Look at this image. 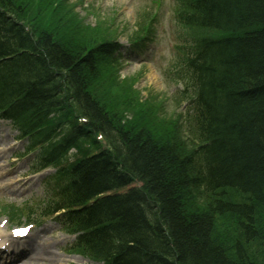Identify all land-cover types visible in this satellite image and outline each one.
<instances>
[{"label": "trees", "instance_id": "16d2710c", "mask_svg": "<svg viewBox=\"0 0 264 264\" xmlns=\"http://www.w3.org/2000/svg\"><path fill=\"white\" fill-rule=\"evenodd\" d=\"M0 5L13 15L0 12V52H23H4L14 57L0 67V97L28 108L71 98L86 127L110 141V155L80 162L60 196L82 206L83 252L105 264H264V0H194V23L210 30L189 60L198 150H187L173 126L158 134L98 96L93 80L109 46L34 37L17 23L20 5Z\"/></svg>", "mask_w": 264, "mask_h": 264}, {"label": "rangeland", "instance_id": "374dc122", "mask_svg": "<svg viewBox=\"0 0 264 264\" xmlns=\"http://www.w3.org/2000/svg\"><path fill=\"white\" fill-rule=\"evenodd\" d=\"M51 2L53 0H50ZM101 1L103 2L101 4L102 11H100L96 6V10L99 11L100 16L102 19H104V15H109L111 12V7H109L111 4H114L113 10L115 11L118 9V19L120 26L117 28H107L105 26V20L96 28H83V20L79 19V24L76 26L75 23H71L70 15L69 17H63L61 18V27L55 26L52 21V17L49 15L48 21L49 25L51 27V31L54 32L57 35V32H60L64 36H68L70 39H72V36L83 38L86 41L88 39L98 38V40H104L107 39V37L112 38L116 37L119 39H116L122 44H126L129 40V38L135 34V32L138 29L140 22H145L147 19H143V12L146 11V8L149 7V0H144L142 4V8L138 10L137 12H134V4L137 0H108ZM50 2V3H51ZM167 5L169 6L168 2ZM168 6H164L161 9V16L159 18V21L156 23L155 26V43L157 46V49L153 52L154 58L148 65L142 66V67H148L145 68V72H141V74L138 76V78L133 81H127L126 79H121L125 76L131 75L135 73L137 70L136 66L131 67V65L122 63L121 65L118 64V66H111L108 63H111L110 61L102 68V73L98 77H96L93 81L99 83L97 86V89H100L98 92V96L105 97V100H107L108 105L110 109H115L120 113V116L124 115L127 116L130 120L132 119V115L135 110V90L138 91V97L139 99H142V97H145L148 95L147 98H151L153 101L156 99L155 95L158 97H161L164 101L162 103L159 113L155 114L152 118L151 116L147 117L144 115H141L139 112V117L145 118V121L148 123L147 126H149L154 132L156 131L158 134H162V132L166 129H163L164 126L168 124L166 122L165 124H162V120L166 118H161L162 116L167 117V112L169 109H171V114H177L175 110H180L181 105H185V102L179 99L174 92L175 87L172 83H169L170 81L165 78L163 75L162 69L165 68L167 65L168 60H170L171 55V47L172 44L178 43L176 35L178 33V29L175 28L172 16H171V10L168 9ZM45 5H43L42 8H44ZM144 7V8H143ZM49 9V10H48ZM79 9V7H78ZM39 12L43 15L44 12H48L50 14V11L54 10L53 16L57 12H55V8L50 9L49 6L43 10L41 9V6L39 7ZM55 19V18H54ZM139 19V20H138ZM86 21L93 22V18L89 17L88 19L85 18ZM85 23V22H84ZM64 25V26H63ZM164 30V33L162 32ZM73 32V33H72ZM96 40V39H95ZM94 40V41H95ZM93 41V42H94ZM77 43L76 41H73ZM173 53V50H172ZM127 56V55H126ZM118 76H117V73ZM101 84V85H100ZM100 85V86H99ZM155 94V95H154ZM146 98V99H147ZM145 107L148 109L149 106ZM115 112V111H114ZM182 113V112H179ZM159 116V117H158ZM174 125V124H173ZM0 128L2 129L4 133V142H7V145H10L12 135H15L16 131L10 127L9 123H0ZM75 151H72L71 156H73ZM18 167H15L14 169H17ZM22 168H26V165L24 163L21 164L20 170H17L15 172L19 173L22 171ZM54 171L51 170V174ZM56 171V170H55ZM14 173L8 175L6 174L1 177L0 179V186L1 191L7 195L6 198L9 200H13L14 198L17 200H20L23 198V194L19 191L18 186H16L14 183L10 184V180L12 177H9L13 175ZM38 180L34 182V186L38 187V184H36ZM14 190H18V192H13ZM41 191V190H40ZM0 193V197H2ZM3 221V217H0V224ZM53 230L56 229V225L54 224L51 227ZM8 228L4 225H0V236L1 235H9ZM55 236L52 238H47L43 240L41 244H45L43 246L37 247V252H41L40 259H33V263L31 264H99L96 261L91 260L87 256L77 252L72 251L68 252L65 251V243L68 240H71V238L67 235H64V233L55 232ZM72 237V236H71ZM73 239V238H72ZM45 247L49 249L51 254H47L44 250ZM36 252V253H37ZM43 253V254H42ZM48 256H52L51 258H48Z\"/></svg>", "mask_w": 264, "mask_h": 264}, {"label": "snow or ice", "instance_id": "6c2138e0", "mask_svg": "<svg viewBox=\"0 0 264 264\" xmlns=\"http://www.w3.org/2000/svg\"><path fill=\"white\" fill-rule=\"evenodd\" d=\"M28 231H29L28 228L15 229L14 234L18 236H23L26 235Z\"/></svg>", "mask_w": 264, "mask_h": 264}, {"label": "bare ground", "instance_id": "6f19581e", "mask_svg": "<svg viewBox=\"0 0 264 264\" xmlns=\"http://www.w3.org/2000/svg\"><path fill=\"white\" fill-rule=\"evenodd\" d=\"M39 4H41V3H39ZM19 240V239H18ZM17 240V241H18ZM20 246H22V244H20L18 247H17V249H19V247ZM23 249H25V250H23L24 252H26V250H28L29 251V245H28V247H24ZM24 255V254H23ZM28 256V255H27ZM29 257V256H28ZM28 263V262H27ZM27 263H25V264H27Z\"/></svg>", "mask_w": 264, "mask_h": 264}]
</instances>
